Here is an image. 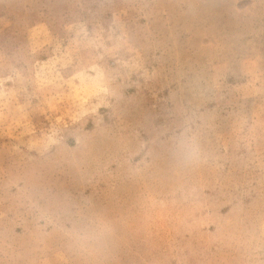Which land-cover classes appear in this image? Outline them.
Wrapping results in <instances>:
<instances>
[{
	"label": "rangeland",
	"instance_id": "obj_1",
	"mask_svg": "<svg viewBox=\"0 0 264 264\" xmlns=\"http://www.w3.org/2000/svg\"><path fill=\"white\" fill-rule=\"evenodd\" d=\"M0 264H264V0H0Z\"/></svg>",
	"mask_w": 264,
	"mask_h": 264
}]
</instances>
